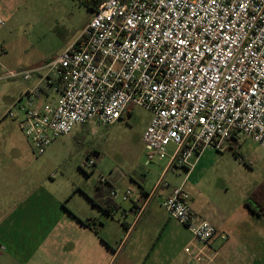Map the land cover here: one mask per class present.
I'll list each match as a JSON object with an SVG mask.
<instances>
[{
	"label": "built area",
	"instance_id": "2783aa9c",
	"mask_svg": "<svg viewBox=\"0 0 264 264\" xmlns=\"http://www.w3.org/2000/svg\"><path fill=\"white\" fill-rule=\"evenodd\" d=\"M92 11L61 54L6 72L25 80L39 74L36 88L5 115L19 121L35 152L44 154L77 126L114 124L130 105L151 112L143 133L146 165L169 156L168 168L190 170L194 154L242 135L264 147V0H103ZM161 185H169L164 176ZM109 195L128 201L133 190L114 187ZM191 198L182 184L163 204L198 241L185 251L203 262L218 231Z\"/></svg>",
	"mask_w": 264,
	"mask_h": 264
},
{
	"label": "rangeland",
	"instance_id": "374dc122",
	"mask_svg": "<svg viewBox=\"0 0 264 264\" xmlns=\"http://www.w3.org/2000/svg\"><path fill=\"white\" fill-rule=\"evenodd\" d=\"M11 1L16 7H11ZM0 7L6 19L5 25L0 26V64L18 72L42 65L61 54L79 37L93 13L82 0H0ZM39 78V74L34 72L28 81L35 82ZM20 81H25L23 76H11V104ZM1 101L0 93V115L3 112ZM7 118L13 123V118ZM150 119L148 109L133 105L126 117L114 124L90 122L60 136L41 159L43 169L46 154L44 174L49 183L54 182L51 184L60 188L74 184L91 189L105 177L121 189L131 188L133 198L139 194L140 184L152 188L168 157L145 164L142 135ZM19 132L25 140L23 132ZM27 144L30 147L28 140ZM169 150L172 151V147ZM90 159L95 161L94 165L89 164ZM196 159L191 171L184 167L170 169L165 181L171 187L184 184L191 194L193 208L208 220L234 221L246 213L257 217L256 224L262 229L254 230L250 242L263 245L264 218L254 214L246 202L250 198L253 208L261 211L251 196L264 194V147L252 137L242 135L238 141H232L221 149L208 147L200 155L194 154L192 161ZM117 200L122 208L131 202L120 197ZM154 208L156 214L139 224L132 234L128 242L132 245L131 250H123L115 257L114 264L121 261H126L125 264H144L143 260L149 255L145 264H187L188 258L191 264H196L198 260L185 252V246L198 245L197 239L178 220L170 218L163 206L156 205ZM121 216V211H115L110 217L108 233L104 231L115 246L123 237L118 220ZM94 220L91 219L92 222ZM244 222L240 227L245 225L250 228L248 224L251 223ZM101 226L97 223V227ZM253 229L255 227L250 231ZM225 240L228 244L239 243L236 235ZM204 259L210 260L207 256ZM213 260L221 262L222 258L216 256Z\"/></svg>",
	"mask_w": 264,
	"mask_h": 264
},
{
	"label": "crops",
	"instance_id": "0c3cea01",
	"mask_svg": "<svg viewBox=\"0 0 264 264\" xmlns=\"http://www.w3.org/2000/svg\"><path fill=\"white\" fill-rule=\"evenodd\" d=\"M11 7H16L12 5V1ZM0 11L2 14L1 7ZM2 16L4 17L3 14ZM0 66V90L2 89L0 93L3 103V112L0 115V264H114L117 260L115 257L123 250L125 252L131 250L132 245L128 242L137 226L156 214L154 208L156 205L164 207V200L173 188L178 187H171L168 182L167 187L161 185L156 188L160 177L164 176L165 179L166 173L173 169V167L168 168L170 157L168 156L163 171L153 187L147 188L140 184L139 194L130 199L131 202L127 207L122 208L118 200L114 199L119 205L117 211H121L122 214L118 220L123 230V233L121 231L123 237L118 242V246H115L110 236L104 235V231L107 232L109 227L110 217L114 215L107 214L89 197L95 195L99 188L110 190L118 187V184L110 180L108 183L99 181L96 187L87 189L74 184L62 188L57 186V188L51 184L54 182L49 183L44 174L46 154L43 157L42 169L43 154L34 151L19 121L13 119L11 123L8 116H3L25 90L36 88L38 80L20 81L19 90L12 97L11 104V78L5 73L11 68L2 64ZM19 130L23 132L25 140ZM196 161L197 159L192 161L193 166ZM139 207H143V210L138 215ZM198 215L204 218L202 214L198 213ZM256 218L246 213L242 218L234 221L209 220L217 227L218 233L209 246L204 248V256L210 260L205 259L196 264H210L215 261L213 259L216 256L222 258V261H215L214 264H264V244L250 242L254 230L262 229L256 224L258 220ZM87 219H95L93 224L96 227L97 223L102 225L101 228L97 227L99 234L82 223L81 220ZM243 221L244 224L251 223L248 225L255 229L250 231L245 225L241 228ZM223 235L227 236V240L236 235L239 243L228 244L223 241L225 240ZM218 242L220 243L217 244ZM186 253L191 256V253ZM140 258L142 261V256ZM149 258L150 255L143 260L144 264ZM125 262L121 261L119 264ZM187 264H191L189 258Z\"/></svg>",
	"mask_w": 264,
	"mask_h": 264
},
{
	"label": "trees",
	"instance_id": "16d2710c",
	"mask_svg": "<svg viewBox=\"0 0 264 264\" xmlns=\"http://www.w3.org/2000/svg\"><path fill=\"white\" fill-rule=\"evenodd\" d=\"M103 0H82V2H84L91 10H94L96 7H98V5L102 2ZM133 105H130L127 108V113L130 112V110L132 109ZM251 197H253L259 207H261V211L260 210H256L255 208H253V206L250 203V198L247 200L246 205L247 207L259 214L262 215L264 217V194H254ZM93 203L97 204L99 207H101L107 214L109 215H114L115 210H117L119 208L118 203L114 200V198H112L109 195V189H104L102 190L101 188H99V190L97 191V193L91 197H89ZM83 224H85L86 226L90 227L95 233L99 234V230L96 226H94L93 222L90 219L87 220H81Z\"/></svg>",
	"mask_w": 264,
	"mask_h": 264
}]
</instances>
